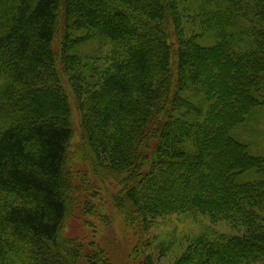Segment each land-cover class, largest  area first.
<instances>
[{"label": "trees", "instance_id": "obj_1", "mask_svg": "<svg viewBox=\"0 0 264 264\" xmlns=\"http://www.w3.org/2000/svg\"><path fill=\"white\" fill-rule=\"evenodd\" d=\"M12 2L0 4V264H111L63 236L83 209L65 170L72 104L83 160L118 189L134 264H264V156L234 136L264 109V0ZM172 216L231 233L157 244L149 231Z\"/></svg>", "mask_w": 264, "mask_h": 264}, {"label": "rangeland", "instance_id": "obj_2", "mask_svg": "<svg viewBox=\"0 0 264 264\" xmlns=\"http://www.w3.org/2000/svg\"><path fill=\"white\" fill-rule=\"evenodd\" d=\"M12 1L0 0V4L2 7L11 6L14 5ZM97 57L96 60L99 61L104 59L101 54H97ZM61 81L63 86L67 85L65 80ZM254 117V125H251L253 127L247 125L235 132L234 136L248 146L249 154L264 156V109ZM72 128L73 136L69 145L65 170L69 178V186L72 187L71 198L81 201L79 203L83 209L70 212L63 224V236L75 240L79 245L88 248L87 250L99 249L111 264H134L132 251L135 240L125 229L121 216L113 207V197L117 195L118 189L111 181L103 183L100 180L97 181L91 173L89 165L83 160V154L80 151L82 132L79 113L73 104ZM86 202L90 204L87 208L85 207ZM207 228L221 234L231 233V229L227 225L221 223L212 225L201 217L184 219L172 216L155 221L148 235L151 238L156 237L158 244L160 240L170 234L175 233L178 238L195 236L206 231ZM171 262V256L156 257L155 259V264H170Z\"/></svg>", "mask_w": 264, "mask_h": 264}]
</instances>
